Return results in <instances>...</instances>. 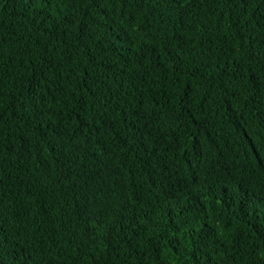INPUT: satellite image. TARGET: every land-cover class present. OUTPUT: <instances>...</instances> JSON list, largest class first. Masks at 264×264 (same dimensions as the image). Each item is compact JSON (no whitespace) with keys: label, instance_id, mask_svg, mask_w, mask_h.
Segmentation results:
<instances>
[{"label":"trees","instance_id":"trees-1","mask_svg":"<svg viewBox=\"0 0 264 264\" xmlns=\"http://www.w3.org/2000/svg\"><path fill=\"white\" fill-rule=\"evenodd\" d=\"M0 264H264V0H0Z\"/></svg>","mask_w":264,"mask_h":264}]
</instances>
